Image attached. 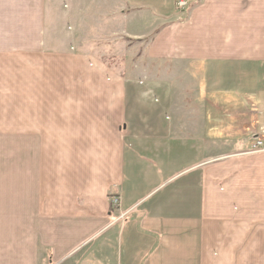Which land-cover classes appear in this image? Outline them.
I'll use <instances>...</instances> for the list:
<instances>
[{"label":"crops","instance_id":"1","mask_svg":"<svg viewBox=\"0 0 264 264\" xmlns=\"http://www.w3.org/2000/svg\"><path fill=\"white\" fill-rule=\"evenodd\" d=\"M175 1H74L71 13L83 19L89 8L120 25L98 34L146 44L163 95L178 90L180 106L168 109L163 99L127 106L130 74L91 51L62 52L66 33L48 22L55 0H0V264H264V150H250L264 138V0H188L180 15ZM71 59L96 62L94 93L116 96L106 114L126 125L115 127L111 163L88 170L72 154L56 178L53 161L40 170L39 134L53 121L56 76L66 77L56 63ZM196 69L206 85L223 83L208 94H234L242 106H223L217 119L214 96L199 106L200 81L174 82ZM228 116L239 121L221 142Z\"/></svg>","mask_w":264,"mask_h":264},{"label":"rangeland","instance_id":"2","mask_svg":"<svg viewBox=\"0 0 264 264\" xmlns=\"http://www.w3.org/2000/svg\"><path fill=\"white\" fill-rule=\"evenodd\" d=\"M74 1H81L80 4L86 2V0H55V10L48 20L49 24L53 22L62 29L60 32L62 35L66 33L67 37L63 38L67 41V45L70 46L65 47L66 49H62V52L67 50V53L81 54L85 51L87 53L91 51V55L95 56L97 59H99L98 57H104L100 61L106 63L107 68H112L113 71L115 70L116 73H122L123 76L130 74L131 77L129 79L132 80L133 84L130 85L131 93L127 106H160L158 102L160 99H163L162 104L164 103L163 106H168V109L180 106L176 98L178 90L176 92L171 89L167 92V95H163L165 93L164 88H159L157 86L158 64L154 63L150 65V73H148V64L142 59L144 54H146V44H141L140 47H137L135 46L136 43L132 40H122V38H118V36L110 33L98 34L96 31L97 29L99 31L100 29L106 30L107 28L110 32H114L120 25L118 23V25L113 23L111 19L97 21L93 15H91V9L89 8H87V14L84 15L83 19L78 15L71 16L72 10L74 9ZM87 1L92 2L95 0ZM182 1L187 3L188 0ZM176 6L177 1H175V7ZM187 7L188 4L186 9ZM185 10L181 12H185ZM176 11L178 12L177 9ZM170 17H173V13L167 16V18ZM146 22L147 24L152 23L151 20L148 22V19H146ZM113 24H116V26H113ZM71 41H73L74 44H72ZM77 42L84 44L85 48H78L76 46ZM56 64V71L60 70V72H64L56 73V75H65L66 77L60 78L56 76L53 121L49 124L48 128L42 129V133L39 134V152L46 163V165L45 163L40 164V170L42 171V167H48L53 161V167L56 172L55 176L57 178L59 177L57 174H65V168H68L72 162V154L80 156V158L77 157V163H75L74 166L80 167L87 165L88 170L94 166L97 167L99 161L109 160L111 152L116 151V149L120 147L117 143L115 127L117 131H121V127L122 130H124V123L126 125V122L122 119L119 125H116L115 120H111V115L106 114V112L109 113V106H116V96H112L106 91H104L103 95L94 93L96 92L99 79H96L97 75L92 76L90 73L95 68L96 62L88 60L87 67L82 64L78 66L73 59H71V61L66 60L64 63L60 62ZM183 68H181L182 71ZM200 74L201 72H199L198 69L192 73H190V70L179 74L177 72L174 76V82H176L177 85L179 82L183 85L188 83V86H190L198 85L200 81V86L203 88V91L200 92V95L196 94L195 98L198 100L196 102L199 106H206L205 97L214 96L216 100H214L213 106H220V109H216L214 113L216 119L219 111L224 114L222 109L223 106H234L237 110L239 106H242V104L236 103L234 94H208V92L215 87L216 90L221 89L223 83L222 86L209 83L206 85L205 80L201 79L199 76ZM217 77H222V74H217ZM109 80L110 79H107L106 82ZM145 82L148 83L146 84ZM217 82L218 80L215 81V83ZM133 88H135V92H133ZM217 95H219V98ZM222 96L225 97L222 98ZM145 114L147 116L146 120H148L149 113L145 112ZM162 116L164 117L163 111L161 112V117ZM224 116H226V114ZM165 117L167 121H170L172 118L171 113L167 112ZM236 118L239 117L236 116L230 119V116H228V118L221 122L223 125H227V122L229 123L228 127L223 129L220 135L215 134V136L219 138V141L224 142L226 140L228 131L239 121V119L236 120ZM220 127L221 125L217 127L215 131L219 132ZM147 154L148 152L146 155ZM51 156L53 160L50 159ZM109 162L111 163V159ZM112 198H118L120 200L119 195L116 194L109 199V203L113 200ZM118 206L115 208L116 210ZM120 214L121 213H119L118 218L119 222L122 223L124 215Z\"/></svg>","mask_w":264,"mask_h":264},{"label":"built area","instance_id":"3","mask_svg":"<svg viewBox=\"0 0 264 264\" xmlns=\"http://www.w3.org/2000/svg\"><path fill=\"white\" fill-rule=\"evenodd\" d=\"M176 1H177L176 9L178 11H183L186 8L187 3L185 1H182V0H176ZM250 149H251V151L264 150V138H260V137H257V136L253 137L251 145H250ZM118 202H119V199L115 198V199H113L111 201V204L114 207H117L118 206Z\"/></svg>","mask_w":264,"mask_h":264}]
</instances>
